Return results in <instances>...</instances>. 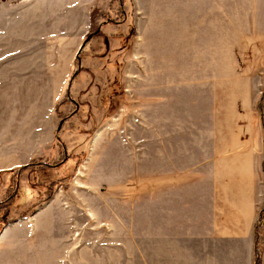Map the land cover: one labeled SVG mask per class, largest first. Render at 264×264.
I'll return each instance as SVG.
<instances>
[{
  "label": "rangeland",
  "instance_id": "374dc122",
  "mask_svg": "<svg viewBox=\"0 0 264 264\" xmlns=\"http://www.w3.org/2000/svg\"><path fill=\"white\" fill-rule=\"evenodd\" d=\"M39 1L0 0V264H192L187 124L207 107L187 0H82L63 21Z\"/></svg>",
  "mask_w": 264,
  "mask_h": 264
},
{
  "label": "crops",
  "instance_id": "0c3cea01",
  "mask_svg": "<svg viewBox=\"0 0 264 264\" xmlns=\"http://www.w3.org/2000/svg\"><path fill=\"white\" fill-rule=\"evenodd\" d=\"M57 1L43 3L48 21L58 12L67 15L62 21L71 18L82 4ZM196 38L204 39L199 47ZM192 43L202 52L194 54L201 72L194 80L207 108L202 127L191 124L197 132L187 124V258L192 264H255L263 199L256 105L264 90V0H187L190 50Z\"/></svg>",
  "mask_w": 264,
  "mask_h": 264
},
{
  "label": "trees",
  "instance_id": "16d2710c",
  "mask_svg": "<svg viewBox=\"0 0 264 264\" xmlns=\"http://www.w3.org/2000/svg\"><path fill=\"white\" fill-rule=\"evenodd\" d=\"M119 1V4L120 5H123V3H124V0H118ZM124 15V14H123ZM20 169H22V167L21 168H15L14 170H13V172L15 171V172H19V170ZM17 170V171H16ZM262 217V209L259 211V214H258V220H257V223H256V226H255V238L257 237V234H258V231H257V224H258V221H259V218H261ZM256 249V252H257V248H255ZM256 252H255V254H256ZM256 261H257V256H255V264H256Z\"/></svg>",
  "mask_w": 264,
  "mask_h": 264
},
{
  "label": "water",
  "instance_id": "95a60500",
  "mask_svg": "<svg viewBox=\"0 0 264 264\" xmlns=\"http://www.w3.org/2000/svg\"><path fill=\"white\" fill-rule=\"evenodd\" d=\"M61 123V122H60Z\"/></svg>",
  "mask_w": 264,
  "mask_h": 264
}]
</instances>
